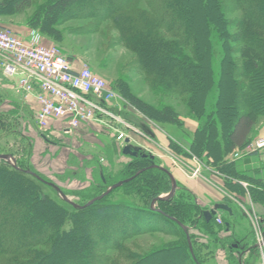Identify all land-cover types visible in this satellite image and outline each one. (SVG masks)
Instances as JSON below:
<instances>
[{
  "label": "trees",
  "instance_id": "16d2710c",
  "mask_svg": "<svg viewBox=\"0 0 264 264\" xmlns=\"http://www.w3.org/2000/svg\"><path fill=\"white\" fill-rule=\"evenodd\" d=\"M35 1L0 0V17L22 14L30 10ZM95 1L96 3L89 5L96 10L95 17L102 21L110 17L112 19L113 16L112 20L120 27L122 43L137 55L142 69L155 79L154 82L169 94L177 93L187 105L190 117L199 121L207 119L197 128L195 141L190 144V148L226 175L233 174L234 170L230 169L231 163L227 162V156L248 144L258 119L264 117V0H234L243 13L239 21L240 33L234 36L226 29L227 23L218 0L155 1L152 3L155 15L142 13L135 17L125 10L127 0ZM83 2L86 1L46 0L32 18L27 20V24L50 39L60 41L62 31L58 29V25L87 16L84 14L88 13L87 10L76 8L80 4L85 5ZM108 3L113 8L110 9ZM90 17L92 16L86 18ZM159 29L176 40L165 38L159 33ZM213 31L222 42L224 55L220 62L218 97L209 107L208 99L216 81L212 65ZM233 54H240L244 59L241 66L238 67ZM69 58L72 59L71 56ZM237 76L246 78V81L238 82L235 79ZM233 86L239 87V94L236 95ZM119 87L128 92L125 84ZM129 98L135 107L159 123L184 125L181 116L172 106L155 108L140 99ZM238 104L242 106L238 108ZM21 137L28 144L22 143L24 154L22 160L16 158L17 167L0 160V264H80L77 259L83 260L81 250L85 247L93 249L96 243L88 230L87 217L93 221L92 225L104 224V228L108 229L110 223L116 221L118 211L152 213L144 207L123 202L108 203L107 198L112 194L84 210L76 209L65 202L53 187L26 172L31 171L50 182L30 164L32 143L30 139ZM138 164L144 166L133 170ZM154 165H159L156 158L140 150L136 161L124 167L118 180L108 185L106 176H101L106 185L100 189V193L88 198L86 203L103 194L109 186L133 178L119 189L144 186L142 183L148 182L146 198L149 208L155 199L172 190L169 174L160 168H154ZM144 169V172L136 176ZM123 175L126 176L121 178ZM261 186L252 190V196L264 206V184ZM233 188L231 190L226 186V189L238 192L240 196L247 195L240 186L235 185ZM158 203L165 212L159 215H163L179 229L181 245L145 256L129 252L124 254L120 249L121 257L129 264H160L161 261L157 263L156 260L165 254V264H186L187 261L203 264L194 249V242V254L191 253L188 236L191 241H195L197 235L191 233L194 229H223L217 223L218 216L207 222L203 214L205 209L196 203L195 195L179 182L175 196ZM124 223L127 227L139 225L130 219L118 222L120 225ZM223 223L227 230L226 221L223 220ZM41 225L49 226L50 230H39ZM181 225L187 227L188 232ZM118 239V243L123 242L119 237H113V244H106L105 250L114 249ZM94 259L99 260L98 257ZM118 259L104 256L96 263L120 264Z\"/></svg>",
  "mask_w": 264,
  "mask_h": 264
},
{
  "label": "rangeland",
  "instance_id": "374dc122",
  "mask_svg": "<svg viewBox=\"0 0 264 264\" xmlns=\"http://www.w3.org/2000/svg\"><path fill=\"white\" fill-rule=\"evenodd\" d=\"M45 1L36 0L30 10L10 17L26 20L27 22ZM85 1L83 3L85 5L88 3V6L85 7V5L80 4L76 8L82 11L87 10L88 13L84 14L92 17L86 18L87 16H85L78 20L63 22V24L58 25V29L62 31L60 41L50 39L33 28H31L30 39L32 38V33L38 34L40 41L43 39L42 45H54L68 58L71 56V60L77 64H86L94 73L101 76L107 82L108 87L116 93V97L105 105L108 115L103 116V123L100 122L102 125L100 131L108 134V139H103L101 134L98 136L96 133H86V136H89L87 141L99 142L104 145L99 148L100 153H95L90 149L93 143L83 140L84 146L82 145L81 150H76V148H70L69 145H65L70 142L69 136L63 133L57 135V138L61 139L65 144L60 143L58 139L49 137L50 133L48 131L50 129L41 130L37 127L30 120L32 117L30 115L22 116L14 112L6 115L0 113V154L13 155L15 159L22 160V154H24L22 152V143H28L21 136L30 139L28 134L35 135L38 140V152L40 154L37 158H40L39 161L42 166L43 164L46 165L41 167V169L49 176H45V178L57 185L71 201L77 204L86 203L88 198L100 193V189L106 185L102 182L101 176H106L107 182H104L108 183V185L112 181L118 180L124 167L136 161L140 150L150 153L156 158L159 166L177 175L180 185L189 191V187L194 182L197 183L199 180L209 179L214 183H222L220 187H223L225 193L238 199V192L226 189V186H229L231 190H234L233 187L238 185L248 195L247 197L251 198L250 203L246 204V201L242 200L240 205L233 204L232 200L226 196L225 199L231 204L232 215L224 211L218 212L224 215V217L219 218L227 222V230L224 226L225 222L223 224L218 223L223 226V229L201 230L199 228L192 230L191 233L197 235V239L195 241L192 240V242L196 243L194 249L203 264H240L236 256L237 252L229 248L230 244L227 243L226 245L223 241H217L232 234L231 238L234 241L239 240L242 244L249 246V252L244 258V264H264V223H262L264 206L254 200L252 196V190L264 184V150L257 148L258 141L264 137V117L258 119L248 144L242 149H236L227 156V162L231 163L230 169L234 170L233 174L226 175L219 168L213 167L208 159L199 156L190 148V144L195 141V132L197 130L192 133L186 127L187 122L193 123V127L197 123L199 127L207 119L203 118V120L199 121L190 117L187 105L183 103L181 97L177 93L169 94L164 91L160 84L154 82L155 79L142 69L137 55L122 43L120 27L112 20L113 16L112 19L110 17L102 21L98 20L94 15L96 10L89 6L90 3H96V1ZM155 1L158 3L163 0H127L128 3H126L125 10L128 13H132L130 15L133 17L142 13L153 16L155 15V9L152 3H155ZM218 1L221 5V13L227 23L226 29L228 33L231 36L239 35L241 25L239 21L242 19L243 13L237 8L234 0ZM108 7L111 9L113 5L108 3ZM159 33L170 41L176 40L172 35L162 31V29H159ZM211 41L213 51L212 65L216 81L208 99L209 107L211 102L215 103L218 97L220 62L224 55L222 42L214 31ZM233 47L235 46L233 45ZM233 59L238 67L239 65L241 66V62L244 60L240 54H233ZM235 79L238 82L246 81V78L241 76H237ZM121 84L126 85L128 92H124L119 87ZM233 88L236 95L239 94V87L233 86ZM130 96L140 99L155 108L162 109L166 106H172L181 116L184 125L162 124L153 120L135 107L129 98ZM239 106L242 105L238 104V108ZM92 122L98 121L94 120ZM95 129L97 128L94 127ZM78 132L84 134V131L79 130ZM122 133L128 137L129 144L139 150L137 156L124 155L123 149L128 143L125 144L118 139ZM154 135L159 138H154ZM45 151H51V161L48 164L43 162L42 155ZM70 152L75 153V155L71 157ZM31 159L30 154L29 160L32 165ZM143 166L144 164H138L132 169H140ZM32 167L34 168L33 165ZM199 169L198 175L194 176L195 171ZM37 172L41 174L39 171ZM124 176L126 175L121 178H124ZM142 185L144 186L118 188L110 193L112 195L107 198V201L108 203L123 202V204L144 207L152 211V213H137L134 210L130 212L118 211L117 217L115 216L116 221L114 222L113 220L114 223H110L108 229L104 228V224L101 226L92 225L93 221L87 217L88 230L96 243L93 249L85 247L81 250L83 260L77 259V262H80V264H97L96 262L104 256H114L117 259L119 258L120 264H129L128 261L121 257L120 249L124 254L129 252L145 256L162 253L165 248L181 245L177 226L168 221L163 215H159V213L164 212V209L158 202L161 201V197L167 194L159 196L148 208L146 198L148 182L145 181ZM110 187L112 186L107 189ZM196 203L202 208L211 207L207 206L206 203H201L197 198ZM124 219L125 221L130 219L131 222L133 221L139 225L134 227L129 225L130 227H127L126 223L118 224L119 220L122 223ZM189 225H192V223H189ZM38 229L48 231L50 227L41 225ZM229 230H231L230 233ZM113 237L115 239L119 237L123 242L118 243V239L114 249L106 251L105 246H107L106 244H113L111 242ZM95 257H98L99 260L95 261ZM164 257L165 254H162V256L157 258L156 262L159 263L161 261L160 264H165V261H163ZM67 264L74 263L69 262ZM186 264L193 263L187 261Z\"/></svg>",
  "mask_w": 264,
  "mask_h": 264
},
{
  "label": "built area",
  "instance_id": "2783aa9c",
  "mask_svg": "<svg viewBox=\"0 0 264 264\" xmlns=\"http://www.w3.org/2000/svg\"><path fill=\"white\" fill-rule=\"evenodd\" d=\"M0 53L8 57L2 63L0 79L17 78L18 91L26 98L36 99L41 130H49L54 120H65L64 132L71 134L108 115L105 105L116 93L107 82L86 64L78 65L68 58L58 47L42 45L38 34L32 33V38L25 41L10 30L0 29ZM118 139L126 144L128 137L122 133ZM257 148L264 150V137ZM199 172L200 169L195 171L194 176Z\"/></svg>",
  "mask_w": 264,
  "mask_h": 264
},
{
  "label": "crops",
  "instance_id": "0c3cea01",
  "mask_svg": "<svg viewBox=\"0 0 264 264\" xmlns=\"http://www.w3.org/2000/svg\"><path fill=\"white\" fill-rule=\"evenodd\" d=\"M1 28H6V29L11 30L12 32H14L16 35H18L20 38H22L25 41L30 40L31 27L27 24L26 20H20V19L18 20V19H15V17H0V29ZM41 42L43 43V39H41ZM7 59L8 57L5 54L0 53V76L2 75L1 74L2 63ZM17 81H18L17 78H12L10 80L0 79V113H3L6 115V114H11L14 112L15 114H21L22 116L30 115L32 116L31 118L29 116L30 120H32V122L35 123L38 127L37 115H38V112L40 111V105L38 104L35 98L33 97L26 98L23 93L18 91ZM103 120L104 119L101 118L97 120L98 122L84 124L82 127L75 130L71 134H66L64 132V129L67 126V122L65 120H54L50 124L51 127H50V130L48 131L50 133L49 137L58 139L57 135L63 133L64 135L69 136L70 142L65 144L63 143L61 139H58L60 143L69 145L70 148L73 147V148H76V150H81L82 145L84 146V144L82 143V140H83L86 142L93 143L92 144L93 146H91L90 149L93 150V152L95 153L97 152L100 153L99 148L103 147L104 145L99 142H92L90 140L87 141V138L89 136H86V133L87 134L96 133L98 134V136L101 134L103 136V139L106 138L105 140H107L108 134H105L104 132L102 133L100 131V128H102V125L100 124V122L103 123L104 122ZM94 127L97 129L94 130ZM186 127L192 133L196 131L198 128L197 123H196V126L193 127V123H190V122H187ZM79 130L84 131L83 132L84 134H80V132H78ZM28 137L30 138L31 143H32V154H31L32 165L34 166L35 170L39 171L43 176H48L41 169V167H44L46 165L43 164L42 166L40 164L41 162L39 161L40 158H37L40 154L38 152V140L36 136L32 134L31 135L28 134ZM154 138L158 139L159 137L157 135H154ZM74 142L76 143L74 144ZM70 153H71L70 154L71 157L75 155V153H72V152ZM42 156L44 159L43 160L44 163L48 164L51 161V151H48V152L45 151ZM173 175L176 177L177 181L180 184V181L177 175H175L174 173ZM221 185L222 183L220 184V182L214 183L210 181L209 179H204L202 181L199 180L197 183L194 182L193 185L189 187V189L195 195L198 201L204 204L206 203L207 206H211V207L216 204L225 202L224 200L226 196L232 200L233 204L235 203V204L240 205L242 204L241 202L242 200L246 201V204L250 203L249 201H251L250 200L251 198L249 199V197H247L248 195L241 196V197L240 195H238L239 196L238 199H236L235 197H230L228 194L225 193L223 187L222 188L220 187ZM218 216L221 218L224 217V215H221V213H218Z\"/></svg>",
  "mask_w": 264,
  "mask_h": 264
},
{
  "label": "water",
  "instance_id": "95a60500",
  "mask_svg": "<svg viewBox=\"0 0 264 264\" xmlns=\"http://www.w3.org/2000/svg\"><path fill=\"white\" fill-rule=\"evenodd\" d=\"M126 143H128V144H126V146L123 149L124 155H134V156H137L139 150L129 144V139L126 140ZM0 160H5V161L11 163L13 166L17 167L16 166V159H15V157L13 155L0 154ZM153 167L154 168L155 167L160 168L164 172L168 173L169 176H170V178H171V181H172V190H171V192L169 194H167L166 196L161 197L160 199L167 201V200L173 198L175 196L176 192H177V189H178L177 180L175 179V177L173 176V174L170 171H168L167 169H165L164 167L159 166V165H154ZM145 170L146 169L138 172L136 176H138L139 174H141ZM26 172L28 174L32 175L33 177H35L36 179H38L39 181L45 183L46 185H48L50 187H53L59 193L60 197L65 202L72 204L76 209H79V210H84V209H86L88 207H91L94 203L102 200L103 198H105L106 196H108L115 189H118L119 187L123 186L125 183H128L131 180H133V178H131V179H127V180L121 181V182L113 185L109 189H107L105 191V193H103L102 195H100V196H98V197L90 200L85 205H80V204H77V203H74L73 201H71V199L57 185H55L54 183L44 181L37 174H35V173L31 172V171H26ZM218 211H226L230 215H232V209L228 205H225V204H216L215 207L212 210L205 211L204 212V217H205L206 221L207 222H210L213 219V217L217 215V212ZM181 226L184 229V231L188 232V228L187 227H185L184 225H181ZM188 241H189L191 253L194 254L193 244H192L191 238L189 236H188Z\"/></svg>",
  "mask_w": 264,
  "mask_h": 264
},
{
  "label": "flooded vegetation",
  "instance_id": "af4514ba",
  "mask_svg": "<svg viewBox=\"0 0 264 264\" xmlns=\"http://www.w3.org/2000/svg\"><path fill=\"white\" fill-rule=\"evenodd\" d=\"M225 202H223V203H220V204H225V205H228L230 208H231V204L229 203V201H227V199H225L224 200ZM215 207V205L214 206H212V207H209V208H204L205 210H204V212L205 211H210V210H212L213 208ZM224 212H226V211H224ZM218 213H220V212H217V215L216 216H218ZM204 214V213H203ZM249 217V216H248ZM214 218V217H213ZM218 219H220L219 218V216H218V218H217V223H218ZM262 223H264V218H262ZM220 224H223V220L221 219V223ZM226 226H227V222H226ZM231 232V230H229V233ZM231 235L232 234H230V235H227L226 237H223V238H221V239H219L220 240V242L221 241H223L224 243H226V245H227V243L228 244H230L229 245V248L230 249H232L233 251H236L237 253H236V256L238 257V259H239V263L240 264H244V258L247 256V253L249 252L248 250H249V246L248 245H244V243L242 244V242H240L239 240H233L232 238H231ZM252 236H253V234H251ZM245 240V239H244ZM246 241V240H245Z\"/></svg>",
  "mask_w": 264,
  "mask_h": 264
}]
</instances>
